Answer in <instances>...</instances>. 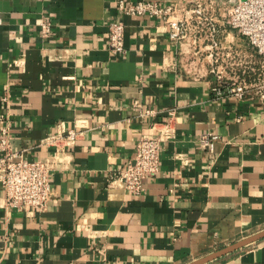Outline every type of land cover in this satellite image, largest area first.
<instances>
[{
	"label": "crops",
	"instance_id": "crops-1",
	"mask_svg": "<svg viewBox=\"0 0 264 264\" xmlns=\"http://www.w3.org/2000/svg\"><path fill=\"white\" fill-rule=\"evenodd\" d=\"M119 1L0 0V137L6 128L13 151L52 167L45 209L7 206L0 187V264H186L264 229V98L216 97L189 39ZM219 14L216 36L240 72L253 49ZM113 19L121 54L108 44ZM261 59L249 56L251 68ZM170 115L174 135L144 192L112 182ZM70 130L71 145L45 141ZM203 134L217 136L212 151ZM206 264H264V238Z\"/></svg>",
	"mask_w": 264,
	"mask_h": 264
},
{
	"label": "built area",
	"instance_id": "built-area-1",
	"mask_svg": "<svg viewBox=\"0 0 264 264\" xmlns=\"http://www.w3.org/2000/svg\"><path fill=\"white\" fill-rule=\"evenodd\" d=\"M118 6L127 15L161 18L169 25L171 38L189 39V43L195 46L193 55L213 77L210 90L216 97L234 95L243 99L255 94L264 98V91L259 90L264 87L260 86L259 78L253 77L248 83L240 78L244 70L238 73L236 69L238 51L224 46L221 39L216 37L214 21L218 11L225 26L243 36L253 49L249 56H260L264 63V0H175L164 6L155 1L124 3L120 0ZM107 28L111 51L115 54L124 53L123 21L113 19L109 21ZM39 29L43 36H47L51 32L52 24L48 19H42ZM200 40L202 48L199 45ZM203 51L205 56L201 58ZM251 71L256 74L254 68ZM151 129L152 132L137 140L133 158L110 177L112 182L118 181L121 187L135 195L144 192L143 180L158 170L160 144L174 135L172 115L166 121L154 123ZM2 131L4 136L0 137V187L4 193L5 204L16 209H45L51 199V162L24 158L11 149L6 128ZM78 134L70 130L65 135L59 133L45 141L71 145ZM216 138V135L203 134L198 139V144L212 151ZM86 227L89 228L88 225Z\"/></svg>",
	"mask_w": 264,
	"mask_h": 264
},
{
	"label": "water",
	"instance_id": "water-1",
	"mask_svg": "<svg viewBox=\"0 0 264 264\" xmlns=\"http://www.w3.org/2000/svg\"><path fill=\"white\" fill-rule=\"evenodd\" d=\"M261 238H264V229L253 234V235H250L248 237H245L243 239H240L238 241H235L229 245H226L224 247H221L213 252H210L204 256H201L193 261H190L186 264H206L214 259H217L225 254H228L230 252H233L247 244H250L252 242H255Z\"/></svg>",
	"mask_w": 264,
	"mask_h": 264
},
{
	"label": "rangeland",
	"instance_id": "rangeland-1",
	"mask_svg": "<svg viewBox=\"0 0 264 264\" xmlns=\"http://www.w3.org/2000/svg\"><path fill=\"white\" fill-rule=\"evenodd\" d=\"M228 30L229 29H231L230 27H226ZM230 32V31H229ZM231 32L233 33V39L234 38H236V37H238V38H241V39H243L244 40V37L243 36H241V35H239V34H237V33H235L233 30H231ZM230 32V33H231ZM217 37V36H216ZM229 37H232V35L230 34L229 35ZM219 38V37H218ZM245 42H247L246 40H245ZM247 45V44H246ZM249 47H250V45H249ZM247 51H249V50H246V52H245V62H244V66H242V67H244L243 69L241 68V71L242 70H244V73L242 74V76L240 77V78H244V80H245V82L246 83H248L253 77H255V79L256 78H259V80H260V86H264V63H260L261 64V66H260V68H259V71L257 70V69H255V70H257V71H255L256 72V74L254 75V74H252V71H251V67L254 65L252 62H250L249 61V55H250V52H247ZM252 53V52H251ZM203 56H205V52L203 51L202 52V54L200 55V57L202 58ZM262 60V59H261ZM255 66V65H254ZM241 71L240 72H238V73H241ZM259 73V75H257ZM240 80V79H239ZM259 90L260 91H264V87H260L259 88Z\"/></svg>",
	"mask_w": 264,
	"mask_h": 264
}]
</instances>
